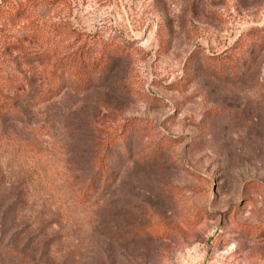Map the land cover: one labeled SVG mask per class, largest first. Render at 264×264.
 Masks as SVG:
<instances>
[{"label":"rangeland","instance_id":"374dc122","mask_svg":"<svg viewBox=\"0 0 264 264\" xmlns=\"http://www.w3.org/2000/svg\"><path fill=\"white\" fill-rule=\"evenodd\" d=\"M35 1L123 48L0 128V264H264V40L237 76L208 64L264 27V0ZM23 63L0 57V80Z\"/></svg>","mask_w":264,"mask_h":264},{"label":"trees","instance_id":"16d2710c","mask_svg":"<svg viewBox=\"0 0 264 264\" xmlns=\"http://www.w3.org/2000/svg\"><path fill=\"white\" fill-rule=\"evenodd\" d=\"M36 6L35 0H0V57L11 56L14 61L21 60L23 64L29 61L40 66L32 67L18 78L0 80V128L8 118H18L32 106L50 101L64 87L76 91L90 88L93 76L109 71L112 59L123 48L119 43L110 41L103 43L101 49L94 50L88 45L93 40L91 33L68 21L41 19L35 12ZM15 29L20 32L14 33ZM263 40L264 27L240 45L237 46V40L221 55L209 57L208 64H214L216 72L237 76L238 68L252 58L253 46ZM127 137L124 131L115 135L111 143H105L104 153L97 157V170L93 174L98 181L103 177L102 183H110L104 173L109 161L107 151L115 147L123 152ZM145 229L161 233L168 229V225L160 222Z\"/></svg>","mask_w":264,"mask_h":264}]
</instances>
